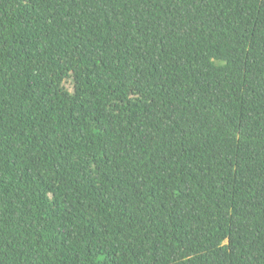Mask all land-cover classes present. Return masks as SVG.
<instances>
[{"label":"trees","instance_id":"trees-1","mask_svg":"<svg viewBox=\"0 0 264 264\" xmlns=\"http://www.w3.org/2000/svg\"><path fill=\"white\" fill-rule=\"evenodd\" d=\"M0 264H264V0H0Z\"/></svg>","mask_w":264,"mask_h":264},{"label":"rangeland","instance_id":"rangeland-1","mask_svg":"<svg viewBox=\"0 0 264 264\" xmlns=\"http://www.w3.org/2000/svg\"><path fill=\"white\" fill-rule=\"evenodd\" d=\"M70 86V85H69Z\"/></svg>","mask_w":264,"mask_h":264}]
</instances>
